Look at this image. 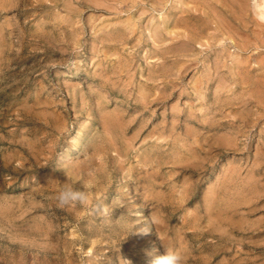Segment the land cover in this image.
<instances>
[{"label":"rangeland","instance_id":"obj_1","mask_svg":"<svg viewBox=\"0 0 264 264\" xmlns=\"http://www.w3.org/2000/svg\"><path fill=\"white\" fill-rule=\"evenodd\" d=\"M65 184L97 209L57 207ZM166 248L264 264L250 0H0V264H150Z\"/></svg>","mask_w":264,"mask_h":264},{"label":"clouds","instance_id":"obj_2","mask_svg":"<svg viewBox=\"0 0 264 264\" xmlns=\"http://www.w3.org/2000/svg\"><path fill=\"white\" fill-rule=\"evenodd\" d=\"M250 11L255 22L259 25H264V0H250ZM44 163L42 165H46ZM57 181L55 179L49 180V182ZM56 206L61 209H71L77 205L84 207L89 211H95L97 205H94L92 198L87 190L83 187L77 188L71 184H65L61 186L55 195ZM149 228L134 229L129 231L127 235L123 237L125 239L129 233L138 232L146 234L149 232ZM122 239V240H123ZM130 264V261H127ZM150 264H184V257L182 254L174 249L166 248L164 254L155 255L151 260Z\"/></svg>","mask_w":264,"mask_h":264},{"label":"bare ground","instance_id":"obj_3","mask_svg":"<svg viewBox=\"0 0 264 264\" xmlns=\"http://www.w3.org/2000/svg\"><path fill=\"white\" fill-rule=\"evenodd\" d=\"M157 2V1H156ZM160 5V4H159ZM109 8V7H108ZM119 11V10H118ZM245 15V14H244ZM185 23V22H184ZM127 25V24H126ZM186 25V24H185ZM187 28V27H186ZM167 29V28H166ZM132 33V32H131ZM183 34V33H182ZM189 35V34H188ZM192 42V41H191ZM217 61V60H216ZM186 68V67H185ZM184 71V69H183ZM179 72V71H178ZM180 73V72H179ZM259 88V87H258ZM226 93V92H225ZM142 95V94H141ZM150 103V102H149Z\"/></svg>","mask_w":264,"mask_h":264}]
</instances>
